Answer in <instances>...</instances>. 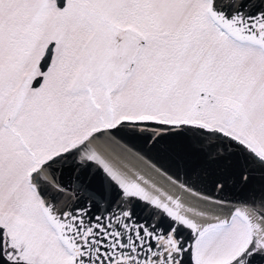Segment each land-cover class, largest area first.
Wrapping results in <instances>:
<instances>
[{
    "label": "snow or ice",
    "instance_id": "1",
    "mask_svg": "<svg viewBox=\"0 0 264 264\" xmlns=\"http://www.w3.org/2000/svg\"><path fill=\"white\" fill-rule=\"evenodd\" d=\"M0 264H264V0H0Z\"/></svg>",
    "mask_w": 264,
    "mask_h": 264
}]
</instances>
